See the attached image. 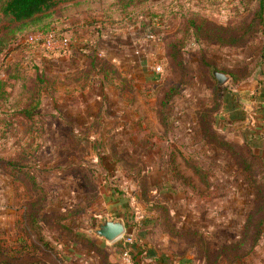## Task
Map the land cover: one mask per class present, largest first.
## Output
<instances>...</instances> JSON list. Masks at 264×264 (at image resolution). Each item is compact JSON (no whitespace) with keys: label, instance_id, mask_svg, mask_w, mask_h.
Masks as SVG:
<instances>
[{"label":"rangeland","instance_id":"rangeland-1","mask_svg":"<svg viewBox=\"0 0 264 264\" xmlns=\"http://www.w3.org/2000/svg\"><path fill=\"white\" fill-rule=\"evenodd\" d=\"M260 10L59 0L25 23L0 11V264H128L129 236L166 264H264L263 153L242 131L262 119L264 16L238 45L204 32ZM103 218L125 234L98 236Z\"/></svg>","mask_w":264,"mask_h":264},{"label":"trees","instance_id":"trees-1","mask_svg":"<svg viewBox=\"0 0 264 264\" xmlns=\"http://www.w3.org/2000/svg\"><path fill=\"white\" fill-rule=\"evenodd\" d=\"M59 0H0V11L1 13L10 19L14 23H25L31 22L37 18H39L44 13L52 10L58 3ZM73 1V0H70ZM264 11V0H261V10L258 12V17L260 18L259 23L256 22L254 19L253 21L244 23L243 25H233L229 28H219L213 29L208 28L204 30V32L211 38L216 39L217 42L223 45H238L242 40L251 37L253 33L258 30V25L262 22V17ZM192 26L197 28V32L203 29L201 26L197 25V22L192 21ZM46 31H50L51 29L48 28L46 25L44 27ZM48 28V29H47ZM230 30V31H229ZM53 32V31H52ZM231 33V34H229ZM182 45H185V42H181ZM173 46H177V42L172 43ZM181 47L178 51L174 52V57L180 58V51ZM260 73L264 75V69H260ZM263 81V80H262ZM264 84V82H262ZM260 103L264 105V92L260 91L259 93ZM262 113V120L263 123L257 127V129L243 127V140L247 146L251 150H256L258 154H262V160L264 162V106L260 108ZM36 206H39L36 204ZM122 211V209H120ZM125 212V218L127 224H129L130 217L127 215V211ZM38 215H35L34 218L38 219ZM143 243V242H142ZM140 241L135 240V245L133 244V259L135 264H166L167 258L164 256H158L155 250H150L147 244H142ZM145 257H149V261H146ZM27 264H39L38 262H29ZM177 264H186L185 261L179 260Z\"/></svg>","mask_w":264,"mask_h":264},{"label":"water","instance_id":"water-1","mask_svg":"<svg viewBox=\"0 0 264 264\" xmlns=\"http://www.w3.org/2000/svg\"><path fill=\"white\" fill-rule=\"evenodd\" d=\"M214 76L219 84H223L227 80V75L224 72L213 70ZM127 229V224L123 219L119 218H103L97 224L95 233L104 238L107 242H114L121 238Z\"/></svg>","mask_w":264,"mask_h":264},{"label":"built area","instance_id":"built-area-1","mask_svg":"<svg viewBox=\"0 0 264 264\" xmlns=\"http://www.w3.org/2000/svg\"><path fill=\"white\" fill-rule=\"evenodd\" d=\"M52 38H53V34H50V35H49V39L52 40ZM50 40H49V41H50ZM62 43H63V44H66L67 41L64 40ZM132 240H133V239H132L130 236H129V238L126 239V241H127L128 243H127L126 247L124 248L125 250H124V253H123V257H124V259L126 260V262H127L128 264H131V256H132L133 253H134V252H133V247H132V245L134 244V242L131 243Z\"/></svg>","mask_w":264,"mask_h":264},{"label":"crops","instance_id":"crops-1","mask_svg":"<svg viewBox=\"0 0 264 264\" xmlns=\"http://www.w3.org/2000/svg\"><path fill=\"white\" fill-rule=\"evenodd\" d=\"M262 119H259V121H258V124H257V127L259 128V126L263 123V121H261ZM257 129V128H256ZM80 262H82V261H80ZM186 264H188L187 262H186Z\"/></svg>","mask_w":264,"mask_h":264}]
</instances>
